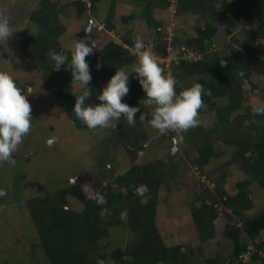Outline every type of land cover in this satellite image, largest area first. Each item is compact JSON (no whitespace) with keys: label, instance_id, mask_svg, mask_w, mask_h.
I'll return each mask as SVG.
<instances>
[{"label":"trees","instance_id":"trees-1","mask_svg":"<svg viewBox=\"0 0 264 264\" xmlns=\"http://www.w3.org/2000/svg\"><path fill=\"white\" fill-rule=\"evenodd\" d=\"M102 1L39 0L33 9H29L18 37L11 36L16 39V46L24 51V60L41 74L44 81L42 88L53 92L57 100L54 104L59 105L76 128L89 130L101 127L88 128L73 112L76 99L73 91L81 87L80 83L72 81V73L67 67L60 70L52 68L53 61L46 53L55 49L67 54L70 60L71 49L77 41L94 43L95 31L93 36H89L82 30L66 42L68 45L63 37L68 30L67 23L73 19L70 10H75L73 21L78 22L87 12L97 10ZM108 1L109 9L104 18L106 28L116 30L118 4L132 3L139 10L137 14L121 15L125 22L128 24L137 15L155 29L156 39L150 42L158 56L168 57L172 50L176 51L171 64L177 92L200 82L208 93L203 96L204 102L198 109V125L179 132L177 137L182 149L189 150L190 147L196 152L197 156L192 158L191 163L206 175L209 183L202 184L200 198L196 195L190 201L191 211L186 216L190 219L187 221L190 224L186 223L189 229H181V234L185 236L183 241L168 243L158 223V205L163 186H168L177 176L179 160L176 157L179 153L171 148L166 158L137 161L140 152H146L149 138L153 135L148 132L151 114L143 110L145 93L139 80L131 73L129 93L123 98L130 105L140 108L136 113V123L131 125L122 117L107 138L114 148L121 145L119 147L131 162L128 169L117 173L101 158L98 166L83 170L77 181H69L46 195L24 196L50 263L264 264V207L255 214L249 213L256 208L251 198V186L258 184L264 191V113L253 111L254 105H264V52L259 48L264 40V0ZM15 6L21 10L27 7L25 4ZM172 9L177 19L183 16L187 20L194 18L195 22L191 29L170 38L168 24L162 15L172 14ZM10 23L13 24V21L10 20ZM14 41L10 43L14 45ZM99 43V47L86 57L92 73L89 83L92 96L88 99L91 103L99 102L96 86L106 84L118 68L137 61L136 54L125 46L134 47L130 27L121 34V40L113 37ZM98 62L101 65L99 68ZM160 64L165 71V63ZM240 72L244 75L240 76ZM16 76L13 77L22 86ZM46 99L51 101L49 96ZM32 111L35 112L32 121H39L40 113ZM208 112L212 120L206 126L201 123L203 119L200 115ZM48 130L53 132L54 125ZM217 142L220 145L217 146ZM18 152L21 155H13L16 162L23 156V150ZM31 156L30 153L27 160ZM223 156L229 159L205 170L213 159L218 161ZM233 165L239 167L245 178L237 182V191L231 192L227 178L228 168ZM5 182L6 177L2 175L0 188H4ZM141 184H146L149 189L143 197L134 190ZM18 188H11L13 195L19 193L16 192ZM85 189L89 193H102L107 204L100 205L89 199ZM69 199L80 201L83 209L69 206ZM102 208H107L103 216ZM120 232L124 233L123 237ZM119 238L121 244L115 245ZM217 238H220L218 243ZM208 242L214 244L212 253L206 249ZM220 242L224 245H219Z\"/></svg>","mask_w":264,"mask_h":264},{"label":"rangeland","instance_id":"rangeland-1","mask_svg":"<svg viewBox=\"0 0 264 264\" xmlns=\"http://www.w3.org/2000/svg\"><path fill=\"white\" fill-rule=\"evenodd\" d=\"M39 0H0V15L7 16L13 21L15 31L13 36L18 37L19 32L24 28L26 18L29 14V9H33ZM58 2H67L68 0H56ZM126 2V1H122ZM25 4V10H21L18 5ZM36 4V5H35ZM109 9V1H102L97 10L90 11L78 22H74L75 10H70L73 19L68 22V30L66 31L65 44L74 35L81 33L82 30L89 31L90 21L94 20L89 36H93L92 32L95 30L94 39L97 42L95 45L99 47V42L108 41L111 38L121 40V34L127 28L132 29V38L142 37L145 47L151 49L155 55L153 45L150 40H155V29L147 24L145 20L140 19L137 15L130 20L128 24L125 22L121 15H129L131 12L137 14L134 5L129 2L118 4L119 14L116 16L115 21L117 24L116 30L101 31L100 26H103L104 18ZM21 10V11H20ZM7 14V15H6ZM162 17L168 24V34L170 38L175 34L180 36L185 30L191 29L195 22L194 18L185 19V17L176 18L174 10L172 14L164 13ZM66 19V18H65ZM177 20H180L177 23ZM223 24V21H220ZM128 25V26H127ZM98 28V29H97ZM156 37V36H155ZM10 37V40L2 42L0 49V70H5L13 76H17L21 87L27 88L31 85L32 91L28 95L32 109L38 111L41 119L36 122H31L30 131L24 136L23 141L18 145L12 155L20 154L18 151L23 150V156L15 163L9 161L0 162V185L2 182V175L6 177L7 182L3 187L6 189V195L0 197V264H51L39 240V235L36 226L29 214V210L25 204V195L33 196L36 194L46 195L53 190L59 189L63 184L77 181L80 173L85 169L96 167L102 158L104 162L109 163L117 173H122L124 169H128L131 162L127 160L124 150L117 146L116 148L108 142V137L112 134L116 127H101L96 130H89L85 128H76L70 122L67 115L59 107L54 104L57 100L52 91L43 89L44 81L41 74L30 66V63L25 61V53L20 46H16V39ZM14 41V45L10 41ZM226 43V41H223ZM223 42L221 44H223ZM10 43V44H9ZM68 45V44H66ZM220 46V45H217ZM260 51L264 52V40L259 44ZM132 51V50H131ZM136 52L135 49L132 53ZM7 54L9 56L7 57ZM135 54V53H134ZM176 51L172 50L165 63V73L172 75V64H168V60L175 58ZM124 66L126 71L132 72L134 65ZM28 65V67H27ZM117 67V65H114ZM14 67V69H13ZM15 71V73H13ZM133 77L136 74L133 72ZM42 80V81H41ZM109 78L107 79V81ZM262 81V79H259ZM102 84V83H101ZM96 86L98 93L102 90L104 83ZM46 96L51 98L46 99ZM128 102L125 98H122ZM144 101V100H143ZM31 109V114L33 112ZM143 110L149 111L150 114L154 110L152 105L144 104ZM210 112L206 115H200L203 123L209 126L211 123ZM122 118V117H121ZM121 120V119H120ZM210 121V122H209ZM54 125V131L49 132L48 128ZM198 125V124H197ZM196 125V126H197ZM117 126V125H116ZM153 137L149 138L146 152H140L138 162H149L157 158L163 159L170 155L171 150L174 151V137L179 132L175 130H168L160 132L158 129H148ZM181 138V136H179ZM43 138V139H42ZM55 138L54 142L49 145L48 139ZM27 143L29 145L27 146ZM37 143V145H35ZM46 143L48 145H46ZM173 143V144H172ZM179 144V140L178 143ZM47 146V147H43ZM216 145H220L217 142ZM54 146V147H53ZM113 147V148H112ZM172 148V149H171ZM189 151V152H188ZM233 148L230 149L232 153ZM22 152V151H21ZM178 156V165L176 168L177 176L172 179L168 186H163V193L159 198L158 205V223L161 233L168 243H177L183 241L185 238L184 231L187 228L186 223L190 220L186 218L190 214V201L199 197V192L202 190V184L209 180L205 174L201 173L198 167L191 163L192 158L197 156L196 152L189 147L181 148L178 145L176 150ZM32 154L31 158H27ZM176 153V154H177ZM189 153V154H188ZM21 155V154H20ZM228 156H223L218 161L213 159L211 164L205 166V170H209L217 164H221L228 160ZM114 160L113 164H110ZM82 171V172H81ZM205 176V177H204ZM245 175L240 171L237 165L228 168V188L232 192L237 191V182L244 179ZM70 181V182H69ZM13 186L19 187L16 195H13L11 188ZM204 186V185H203ZM211 186V184H210ZM199 190V191H198ZM252 200L256 208L249 211L250 214H255L264 207V191L258 184L251 186ZM22 192V195L21 193ZM16 196H20L17 198ZM200 198V197H199ZM69 206L75 209L82 210L83 205L74 199H69ZM190 218V216H189ZM223 220V219H220ZM190 224V222L188 223ZM185 229L182 231L181 229ZM123 232V231H122ZM120 232V234L122 233ZM124 233L121 234L123 237ZM264 236V231H263ZM245 237V236H244ZM116 239L115 245L121 244V241ZM220 238L216 239L218 243ZM129 241V240H128ZM223 243H219L221 245ZM224 245V244H223ZM206 249L212 253L214 244L208 242ZM247 258V257H245ZM112 264V262H111ZM255 264V263H251Z\"/></svg>","mask_w":264,"mask_h":264},{"label":"clouds","instance_id":"clouds-1","mask_svg":"<svg viewBox=\"0 0 264 264\" xmlns=\"http://www.w3.org/2000/svg\"><path fill=\"white\" fill-rule=\"evenodd\" d=\"M93 22L94 20L90 21L88 33L91 32ZM104 28H106L105 21L103 26H100V30L104 31ZM12 34L13 29L9 18L0 15V45L3 41L10 40ZM154 39H156L155 36ZM96 44V41L94 43H88L85 40L77 41L71 49L70 60L67 54L55 49H49L46 53L53 61L52 68L60 70L61 67H67L72 73V81L80 83L81 87L73 91L76 97L73 112L76 118L86 124L88 128L116 127L121 117L126 118L131 125L136 123V113L140 111V108L138 105H130L122 99L129 93V79L133 72L145 93L146 100L144 102L155 106L151 113V119L148 121L152 128L158 129L160 132L170 129L183 132L199 123L198 109L204 102L203 96L208 94L203 84L194 82L177 92L175 77L165 73L160 64L166 62L169 57H160L156 53L154 55L151 49L145 47L142 37L136 38L134 47L125 44L132 51L134 49L136 51L134 53L137 56V63L132 72L126 71L123 67L118 68L102 87V90L97 93L99 102H88L89 97L92 96L89 86L92 73L86 57L92 54ZM168 61L171 66L173 60ZM100 66L98 62L97 68ZM239 75L243 76L244 73L240 72ZM31 91V85L25 89L17 83L11 73L0 70V162L15 163L12 153L16 151L24 136L30 131L32 105L28 95ZM253 111L264 113V105H254ZM54 139H48L47 143L51 145ZM176 139L178 143L177 134L174 137V149ZM134 190L141 197L149 191L146 184H141ZM85 191L89 199H94L100 205L107 204L106 197L102 193H89L87 189ZM6 194V189L0 188V196ZM106 213L107 208H102L101 215Z\"/></svg>","mask_w":264,"mask_h":264},{"label":"water","instance_id":"water-1","mask_svg":"<svg viewBox=\"0 0 264 264\" xmlns=\"http://www.w3.org/2000/svg\"><path fill=\"white\" fill-rule=\"evenodd\" d=\"M175 142H176V145H175V149H174V151H173V152H175V151H176V149L178 148V145H177V139L175 140Z\"/></svg>","mask_w":264,"mask_h":264}]
</instances>
